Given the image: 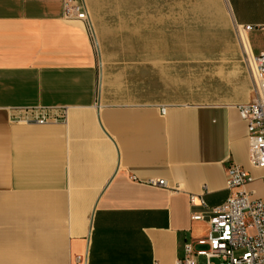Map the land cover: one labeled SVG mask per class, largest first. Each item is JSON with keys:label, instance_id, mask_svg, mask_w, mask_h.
I'll list each match as a JSON object with an SVG mask.
<instances>
[{"label": "crops", "instance_id": "crops-1", "mask_svg": "<svg viewBox=\"0 0 264 264\" xmlns=\"http://www.w3.org/2000/svg\"><path fill=\"white\" fill-rule=\"evenodd\" d=\"M85 3L93 33L64 0H0V264H176L209 232L193 213L228 199L230 162L264 200L238 108L264 0Z\"/></svg>", "mask_w": 264, "mask_h": 264}, {"label": "built area", "instance_id": "built-area-1", "mask_svg": "<svg viewBox=\"0 0 264 264\" xmlns=\"http://www.w3.org/2000/svg\"><path fill=\"white\" fill-rule=\"evenodd\" d=\"M63 15L68 19L83 21L91 33L89 10L85 0H64ZM251 27H246L250 29ZM253 74L255 97L252 102L240 105L239 111L250 128V163L254 167H264V53L254 56L246 50ZM165 112V109H163ZM56 111H43L24 119L25 122L44 124L66 118ZM254 179L240 164L227 165V188L230 195L222 205L210 208L207 213L195 212L193 220H208L210 229L206 236L196 240L198 245L207 246L198 250L192 242L184 245V256L176 264H264V200L253 198L242 188ZM164 181L160 180L159 184ZM192 205L207 207L204 190L191 194ZM238 251H242L237 254ZM199 257L205 262L200 263ZM79 261L83 257H78ZM158 264V263H155Z\"/></svg>", "mask_w": 264, "mask_h": 264}, {"label": "rangeland", "instance_id": "rangeland-1", "mask_svg": "<svg viewBox=\"0 0 264 264\" xmlns=\"http://www.w3.org/2000/svg\"><path fill=\"white\" fill-rule=\"evenodd\" d=\"M244 60H245V63L247 64V67H248V69H249V71H250V74H251V77H252V79H253V74H252V71H251L250 66H249V62H248V58H247V54H246V52H245V55H244ZM253 82H254V81H253ZM206 248H207V246L199 245L196 249L201 250V249H206ZM241 252H242V251H238L237 254H239V253H241ZM198 261H199L200 263H204V262H205V258H204V257H199V258H198Z\"/></svg>", "mask_w": 264, "mask_h": 264}]
</instances>
